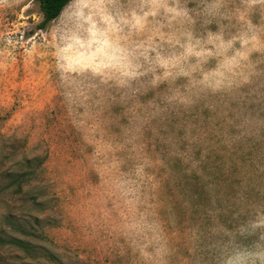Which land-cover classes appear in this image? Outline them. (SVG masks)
<instances>
[{
  "label": "clouds",
  "instance_id": "clouds-1",
  "mask_svg": "<svg viewBox=\"0 0 264 264\" xmlns=\"http://www.w3.org/2000/svg\"><path fill=\"white\" fill-rule=\"evenodd\" d=\"M18 48L48 62L95 176L60 209L79 243L113 264H264V0H67L31 44L0 34V71ZM192 175L203 202L174 191Z\"/></svg>",
  "mask_w": 264,
  "mask_h": 264
},
{
  "label": "rangeland",
  "instance_id": "rangeland-1",
  "mask_svg": "<svg viewBox=\"0 0 264 264\" xmlns=\"http://www.w3.org/2000/svg\"><path fill=\"white\" fill-rule=\"evenodd\" d=\"M41 20L38 0H23L19 7L13 0L10 11L0 9V34L12 31L17 39L31 44L44 30L38 27ZM23 51L18 48L15 63L7 71H0V237L8 238V234L23 237L12 222L22 223L28 218L35 223V217L40 215L44 236L41 240L34 239L38 244L35 245L53 251L59 260L0 242V264H113L95 247L79 243L76 225L60 211L64 194L72 193L75 185L77 196L82 197L85 191L82 185L94 184L95 176L85 175L82 170L74 137L65 126L54 74L46 67L48 62L33 59L29 65L23 59ZM33 141L35 152L43 151L42 156L34 152L32 159L5 166L10 153L22 151ZM38 160H42V165L34 172L33 165ZM208 166L214 167V161H209ZM25 171L33 174V179L25 187L26 195L20 197L15 194L11 178ZM38 182L41 188L34 193L41 192L42 205H37L31 194V184ZM174 191L197 202H203L205 196L194 175L190 179L182 177ZM191 219L192 214L184 217L185 222Z\"/></svg>",
  "mask_w": 264,
  "mask_h": 264
},
{
  "label": "trees",
  "instance_id": "trees-1",
  "mask_svg": "<svg viewBox=\"0 0 264 264\" xmlns=\"http://www.w3.org/2000/svg\"><path fill=\"white\" fill-rule=\"evenodd\" d=\"M40 9L42 12V20L38 24V27L40 29H44L45 24L48 22L49 17L57 13L60 9V7L67 2V0H38ZM42 165V160H38L33 165V170H38L39 167ZM33 174L29 173L28 171L21 172V174H14L11 178L12 186L16 187V193L20 195H26L27 190L25 187L30 184V181L33 179ZM191 177V176H190ZM190 177H186V179H190ZM194 180L196 185H200L199 178L194 175ZM31 194L33 196V201L37 205H42L41 198L42 194L41 192L34 193L36 188H41V184L38 182L31 184ZM41 214V212H40ZM13 225L17 226V231L21 233L23 237L8 234V238H2L0 237V242L3 245H12L15 247L20 248L21 250L28 252V253H34L36 254H42L45 257L50 258L53 261H58L59 258L56 254H54L53 251L47 250V248L43 246H36L35 240H41L43 239V232L44 228L42 225V218L40 215H37L35 217V223H33L30 219L24 218L23 222H12ZM11 224V223H10ZM43 228L42 231H40ZM5 236V233H3ZM10 235V236H9ZM31 238V239H29ZM35 239V240H34ZM38 245V244H37Z\"/></svg>",
  "mask_w": 264,
  "mask_h": 264
}]
</instances>
